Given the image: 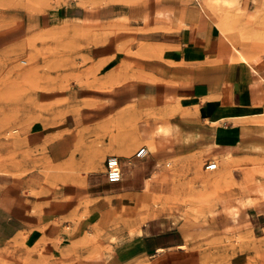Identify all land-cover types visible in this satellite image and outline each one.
Returning a JSON list of instances; mask_svg holds the SVG:
<instances>
[{"label":"rangeland","instance_id":"374dc122","mask_svg":"<svg viewBox=\"0 0 264 264\" xmlns=\"http://www.w3.org/2000/svg\"><path fill=\"white\" fill-rule=\"evenodd\" d=\"M207 2L0 0V206L10 225L0 264H109L132 245L135 256L125 264H264L258 149L243 146L228 165L210 138L183 135L178 145L166 114L137 104L111 123L115 84L125 90L143 76L145 61L161 56L156 43L172 32L174 7L182 4L186 17L201 9L197 4L213 12ZM238 3L231 10L241 11ZM258 40L264 42L263 33ZM199 128V135L208 133ZM122 135L137 145L134 168L151 175L137 185L141 192L123 194L131 186L125 180L106 185L115 196L107 202L82 196L72 201L82 213L68 224L87 219L86 232L66 228V237L46 239V206L62 199L65 184L82 187L87 173H106L104 150ZM64 139L72 143L66 160H54L49 144ZM141 148L147 153L138 157ZM210 161L217 170H207ZM93 206L102 212L91 215ZM160 247L166 248L159 253Z\"/></svg>","mask_w":264,"mask_h":264},{"label":"crops","instance_id":"0c3cea01","mask_svg":"<svg viewBox=\"0 0 264 264\" xmlns=\"http://www.w3.org/2000/svg\"><path fill=\"white\" fill-rule=\"evenodd\" d=\"M161 6L164 10L170 9V6L162 3ZM237 6L241 11L231 10V13H241L240 16L237 19L232 17L233 20L228 23L233 31H244L245 36L240 39L237 47L245 54L247 61L240 60L239 55L234 54L236 51L231 49V44L222 49L220 25L223 17L214 11H205L201 4L196 5L201 9H193L185 17L184 11L178 9L182 8V4L178 8L175 6L171 21L172 32L165 33L156 43L162 51L161 56L145 61L143 76L127 83L125 90H120L121 86L115 84L114 93L110 97L111 123L130 112V109L121 112L122 108L137 104L142 111L165 113L178 145H182L180 141L183 135L190 138L200 136V139L210 138L220 157L240 151L243 146L248 149L253 146L258 149V159H264V42L258 40V36L264 34V30L258 33V19L264 21V0H239ZM178 107L184 112L173 115L172 111ZM252 119H258V122ZM150 124L153 125L154 122ZM200 125L208 133L201 131L202 134L199 135ZM116 138L118 141L122 137ZM71 145L67 139L62 143L53 141L48 150L54 160L65 161ZM136 146L133 143L123 147L112 141L110 147L104 150L107 159L119 158L124 174L123 182L130 180L131 186L123 194L140 193L141 189L137 185L151 177L147 174L148 171L139 173L134 168L133 155H115L126 149L132 154ZM130 173L131 177L128 176ZM82 183V187L73 183L65 184L62 187V199L53 200L46 206L43 219L47 223L46 239L55 240L61 234L66 237V228L73 230L74 235L86 232L87 219L73 225L68 224L72 216L82 213L80 203L72 201L84 196L107 202L108 197L115 196L109 195L111 187L107 189L106 185L117 187L122 182L109 183L106 173L98 171L87 173ZM105 208L109 209L110 205ZM99 211L102 212L101 207L93 206L90 214L100 213ZM6 213L7 210L0 206V240L10 228ZM59 221H62V225L58 224ZM258 227L264 230V200L258 207ZM177 244L170 243L168 246ZM135 247L132 245L117 253L109 264H125L134 258Z\"/></svg>","mask_w":264,"mask_h":264},{"label":"bare ground","instance_id":"6f19581e","mask_svg":"<svg viewBox=\"0 0 264 264\" xmlns=\"http://www.w3.org/2000/svg\"><path fill=\"white\" fill-rule=\"evenodd\" d=\"M213 2V4H212ZM236 4V0H208L207 2V5L209 6V8L213 9L216 14L220 17H223V20H222V24L220 25V32H221V35L223 37V41H224V44H225V48H228L229 44H231L235 49V55L236 53L239 55V59L240 60H243V61H247V57L245 56V54H243L237 47V44L240 42V39H242L245 34L244 33H237V32H233V29L230 28V24L228 22L231 21L232 17L236 19L239 17L238 14H232L231 13V8ZM218 7H216V6ZM252 18V17H251ZM258 23L259 24H264V21L263 20H259L258 19ZM31 38V37H30ZM234 52V51H233ZM236 55V56H238ZM25 62V61H24ZM173 113L175 114H179L181 112H184V110L182 108H177V109H174L172 111ZM119 115V114H118ZM186 115H189V114H186ZM193 115V114H192ZM157 135V134H156ZM80 137V136H79ZM122 138L119 139L117 141V138L116 140H113V144L114 142L116 143H120L123 145V147H126L128 144H127V140H126V137H123V135L121 136ZM131 141V140H130ZM145 143V142H144ZM151 143H154L153 141ZM153 145V144H151ZM150 145V146H151ZM154 146V145H153ZM152 146V147H153ZM156 146V144H155ZM142 149L144 148H141L139 150L142 151ZM150 149V148H149ZM154 149V148H153ZM156 149V148H155ZM151 150V149H150ZM138 152V153H139ZM123 154V155H122ZM122 156H126V157H130L131 156V151H129L128 149L124 150L122 153H121ZM231 155L230 154H227L226 155V159H225V162L229 165V157ZM223 175V174H222ZM148 194V193H147ZM151 194V193H150ZM123 209V207H122ZM136 209V208H135ZM124 210V209H123ZM139 210V209H138ZM161 215V214H160ZM125 233V232H124ZM141 235V234H140ZM23 238V237H22ZM87 240V238L85 239ZM164 251V248H160L158 249L157 252L161 253ZM28 258V257H27ZM3 263V262H2Z\"/></svg>","mask_w":264,"mask_h":264},{"label":"built area","instance_id":"2783aa9c","mask_svg":"<svg viewBox=\"0 0 264 264\" xmlns=\"http://www.w3.org/2000/svg\"><path fill=\"white\" fill-rule=\"evenodd\" d=\"M23 64H27V62H23ZM146 149H142L138 153V157L146 156ZM207 170L215 171L218 169V164L210 161L207 164ZM106 176L109 183H121L124 178L121 162L118 157H109L106 161Z\"/></svg>","mask_w":264,"mask_h":264}]
</instances>
